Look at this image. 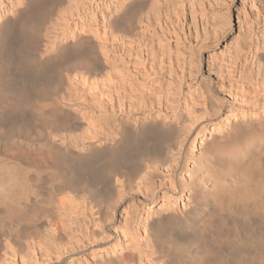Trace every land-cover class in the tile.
I'll use <instances>...</instances> for the list:
<instances>
[{
    "label": "rangeland",
    "instance_id": "1",
    "mask_svg": "<svg viewBox=\"0 0 264 264\" xmlns=\"http://www.w3.org/2000/svg\"><path fill=\"white\" fill-rule=\"evenodd\" d=\"M135 1H54L31 38L16 32L7 40L0 94L3 87L29 89L33 102L17 116L32 122L31 136L74 153L92 144L102 148L130 124L153 121L166 128V137H176L172 147L158 155L149 138L139 139L110 190L100 178L108 173L103 153L73 186L62 187L58 179V188L41 174L33 215L26 207L25 222L0 227V264H163L167 255L158 257L148 222L185 214L201 197L237 188L240 179L254 185L264 176V150L237 158L205 152L215 137L223 143L264 130V0H142L130 12ZM33 2L39 1L0 0V24ZM80 39L79 48L65 50ZM41 86L51 91L38 97ZM53 105L61 110L54 119L64 127L35 124ZM6 109L0 114L13 115ZM7 144L3 155L14 150ZM33 150L35 157L46 151ZM192 190L200 194L191 196ZM255 194L245 218L259 229L264 192Z\"/></svg>",
    "mask_w": 264,
    "mask_h": 264
},
{
    "label": "bare ground",
    "instance_id": "2",
    "mask_svg": "<svg viewBox=\"0 0 264 264\" xmlns=\"http://www.w3.org/2000/svg\"><path fill=\"white\" fill-rule=\"evenodd\" d=\"M37 1L39 2H36L35 4L34 2L30 3L26 8L21 10L16 17H7L1 22V54L5 55L2 50L3 47L5 48L10 35L12 36V34L14 35L17 32L25 40L29 37L31 38L34 32V27H36L39 21L43 18L47 9H49L48 7L56 0ZM141 3L142 0L130 3V12ZM84 41L85 40L80 39L73 42L69 46H66L65 50L68 48L77 49ZM65 50H63V52ZM259 56L264 62V51L259 53ZM81 59L83 58L81 57ZM80 60L77 62L80 63ZM43 85L45 84L43 83ZM8 87L9 86H7V88ZM49 87H38V97H40L39 94L44 95L50 92L51 87ZM3 88L5 91L2 89L3 93H1L2 95L0 94V110L5 106L13 112V115L5 116L0 114V227L3 226L8 228L9 226L11 227L13 222L17 223V221H22L21 219L26 216L23 214L26 207L29 209L27 210V213L30 212L29 217L31 214L33 215L36 203L35 198L38 193H40L41 189L40 182H38V177L41 174H44L43 177L45 176L46 180L53 181L52 183H56L57 181L55 180L61 179V181H58L57 183L60 184L61 182V185L63 184L69 187L73 184L75 179L77 180V178H80L81 175H84V172L91 168L90 164L93 159H97L96 157L103 153L106 156V160L102 163L106 169H108V173L106 172L107 174L105 173V175L102 173L100 178H102V182L104 181V189L110 190L114 188L112 177L119 176V174L121 175L123 173L120 172L123 171L125 165L124 161L130 159L129 157L135 150L134 147L137 145L136 142L139 139L143 143L145 142V137L149 138L150 144L147 145L150 147V150L153 151L152 153L156 154L159 152L158 155H162V153L163 155H166L176 138L172 135H169L172 136L171 138L166 137L170 133L165 134L164 130L166 128L162 126L161 123H155V121L149 122L146 126L141 123H138V125L130 124L128 126L130 129L127 125H122V127L126 126L127 130L125 129L123 131L124 133H122L120 139L111 140L110 142L105 143L102 148L92 144L91 148L86 149L84 152L74 153L72 152L73 150H70L68 147L64 148L60 145H56L49 141V139L45 138L46 140L36 141L37 139L35 136H31L30 125H33L32 122L22 118L23 116H21V118L17 116V114L19 115L18 112L20 108L24 104L32 101L30 100V93L27 92L29 89L26 91V89H18V87H11L8 89H5V87ZM36 103L37 102H35V104ZM31 104L32 108L38 106V104ZM57 108L54 106V108H51L47 112L42 114L40 112V115L37 114L36 116H39L38 118H35V124L39 123L40 126L43 124H53L58 126L59 129L64 127L61 126L63 123L61 120H58L59 118L57 120L54 119V117L57 118L56 116L61 112V110L59 109L58 111ZM148 125L150 126V130L147 129ZM43 126L45 127V125ZM146 131H149V133L147 134ZM218 140L219 139L215 137L212 141L206 143L207 151L205 150V152L213 151L218 157L221 156V158H237L242 157L253 150H264V130L246 136L243 134V137L240 139L228 140L223 143L218 142ZM7 143H10L14 150H12V153L10 152V155H3L5 153L3 149ZM35 148H45L46 151L40 152L41 154L36 157L30 156ZM18 149H24V154ZM148 152L149 151H147V153ZM147 153L145 155H147ZM256 158L253 159V162L258 160ZM73 160H77L74 167L71 166L72 162H74ZM97 160L99 161V159ZM185 167H187V165ZM70 168H73L74 170H71ZM250 170L252 171V168ZM90 171L92 170L89 169V172ZM241 178H243V175ZM240 180H243V182L241 181L242 185L238 187L236 186L237 188H232L230 191H225V189L222 191V189H218V191L212 192V198L203 199L201 197L198 200V204L195 207H191L185 212V214L180 213V215H176L168 213L148 222L149 234L156 246L157 252L159 253L158 257L162 258L164 256L163 254H165V256L167 255L165 261H162L163 264H264V220L262 223L260 220L259 222L261 225L259 226V229H255L251 226L252 224H250L249 220L245 218L249 212L247 211L249 210L247 207L248 200L254 195L256 196V192H264V176L254 185L250 184L247 181V178L245 182L244 179ZM203 182L204 183L201 185L202 190L208 191V181L204 180ZM59 184H57L58 188L60 187ZM57 185L55 187L56 189ZM76 185L78 184L76 183ZM53 186H55V184ZM51 191L53 192V190ZM195 193H197V195L200 194L198 191L194 192L192 190L191 196L196 195ZM263 203L261 205H263ZM228 213L232 215V217ZM25 220L26 219L23 221L25 222ZM25 224L23 225L25 226ZM16 236L15 238H17ZM110 263L111 262H100L98 264Z\"/></svg>",
    "mask_w": 264,
    "mask_h": 264
}]
</instances>
